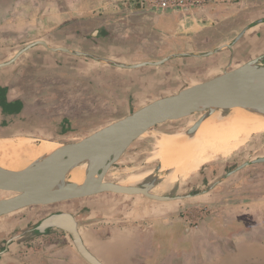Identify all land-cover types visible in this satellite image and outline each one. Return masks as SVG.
Segmentation results:
<instances>
[{
    "label": "crops",
    "instance_id": "0c3cea01",
    "mask_svg": "<svg viewBox=\"0 0 264 264\" xmlns=\"http://www.w3.org/2000/svg\"><path fill=\"white\" fill-rule=\"evenodd\" d=\"M114 1L107 10L110 12H104L103 8H98L101 1L96 0L93 5H88L86 0H83V47L90 49L91 55L95 52L125 65L150 63L133 68L117 64L105 65L104 61L99 60V56L96 59L88 58L87 49L83 50V53L78 52L83 54L81 80H92L96 93H102L105 98L119 104L123 102L111 112L112 116L119 115L123 118L153 100L222 75L240 58L237 46H228L229 44L225 43L217 51H212V56L217 55V63L205 66L198 62L201 59L200 54L188 50L190 45L193 50L196 46L190 37L209 31V23L204 21L199 24L194 21L208 7L183 14L175 11L162 14L144 11V8L138 6L127 10L123 8L124 0ZM24 5L23 0H0V58H6L3 67L7 73V76L0 78V132L9 133L8 136L19 134L29 137L27 134L20 135L22 129L25 126L38 125L43 129H52L58 137L65 136L72 132L69 125H65L66 121L61 119L42 124L40 120L37 123L30 118L29 107L22 93L25 89L22 88V92H18L15 86L20 80L26 85H31L34 79L13 76V73L22 66H31V63L37 62L40 53L51 57L55 63L63 62L67 67H71L72 62L68 55L74 45L63 44V40L56 39L55 28L51 32L49 29L47 32H41L42 18L33 14L25 15ZM93 23L98 25L94 27ZM40 36L47 39H41ZM141 36L144 37L140 39ZM36 40L44 41L46 45L34 44L16 57L19 51L37 42ZM129 41L138 42L142 46L150 43L152 51L157 55L129 62L128 52L122 53V49L115 51L119 43L124 48ZM178 42L184 43V46L178 48ZM212 52H209V55ZM117 54L124 55L126 61L115 56ZM162 60L164 61L160 62ZM125 154L122 157H125ZM221 169L213 164L201 166L197 172V186L200 182L210 184L212 179L216 186L208 192L195 193L197 196L217 193L218 186L228 181V178L223 176L229 173L222 175L226 165L224 170ZM216 171L218 179L214 175ZM234 192L226 190L222 194L224 197H230ZM261 192L263 191L255 192L260 195L256 196L255 201L261 209V217L258 219L260 225L257 227L264 226V203L261 202L264 195ZM225 202L222 208H219V212L227 213L223 216L224 220H219L224 221L227 227L225 229L217 227L214 216L207 218V221L200 225L187 224L180 214L185 206L178 201H158L146 196L112 192L50 203L61 204L37 223L33 222L34 216L12 219L9 213L0 216V264H90L80 254L73 238L65 230L38 229L44 218L57 212H69L74 215L84 245L103 264H239L230 258L233 246L241 243V226L235 223L243 218L239 217L241 206ZM196 205L206 203L198 202ZM231 226H236L237 231H233ZM225 231L230 232L227 234Z\"/></svg>",
    "mask_w": 264,
    "mask_h": 264
},
{
    "label": "rangeland",
    "instance_id": "374dc122",
    "mask_svg": "<svg viewBox=\"0 0 264 264\" xmlns=\"http://www.w3.org/2000/svg\"><path fill=\"white\" fill-rule=\"evenodd\" d=\"M95 1L86 0L88 5H93ZM99 1H101V4L98 8H103L104 12L109 10L112 3L115 2L114 0ZM122 2L123 8L127 10H132V8H135L133 6H136L132 3V0ZM23 3L26 10L25 15L33 14L35 17L42 18L41 32H47L48 29L51 32L55 28L54 36L56 39L63 40L65 42L63 44L74 46L69 53L70 55H68L72 62L71 67H67L63 62L55 63L51 57L49 58L40 53L37 56L39 57L37 62L31 63V66H22L13 73V76L34 79L31 85H26L20 80L15 86L18 92H22V88L25 89L22 93L25 103L29 107L28 114H30V118L36 120L37 123L40 120L42 124L62 119L64 122L66 121L65 125H69L72 132L58 137L52 129H43L38 125L30 127L29 125L22 129L20 135L21 133L27 134L29 137L36 139L37 142L49 139L55 142L58 147V145L64 143L83 139V137L98 130L108 122L120 119L121 116L119 115H111L119 102L105 98L102 93H96L93 90L94 82L92 80L85 81L80 78V75H83V54L78 52L83 53V50L87 49L83 47V0H23ZM208 5L205 6L208 7L205 8V12L201 13L194 21H198L199 24L204 21L209 23V31L200 36L193 35L190 37L196 46L193 50L192 45H190L188 50L201 55L198 62L203 63L205 66L214 64L218 59L216 58L217 55L212 56V51H217L223 44L228 43L231 46L236 45L240 52V58L236 59L237 63H233L230 69L254 59H259V64L264 65V0H230L228 2L209 3ZM185 15L183 19L186 18ZM96 23H93L92 26L96 27L98 25ZM242 31L243 34L237 39ZM76 32L78 35L75 34ZM143 37L141 36L140 39ZM40 38L47 39L42 36ZM51 46L62 47L61 45ZM182 46H184V43L178 44V48ZM122 47L119 43L115 51L122 49V53L128 52L129 58L127 60L130 59L129 62L157 55L152 51L153 47L150 43L142 46L138 42L129 41L128 44L124 45V48ZM91 52L90 49H87V57L90 59H96L99 56V60L104 61L105 65H113L116 62L95 52H93L95 55H91ZM209 52L212 53L209 55ZM101 53L106 55L102 51ZM115 56L126 61L125 56H122V54ZM4 62H6V58H0V78L7 76L6 69L3 67ZM122 104L121 101L119 106ZM204 115L203 113H195L180 120L168 121L165 124L162 123L153 127L128 148L125 157H122L111 168L105 180L124 184L129 178L136 175L145 177L142 184L154 180L155 184L151 189V193L173 197L180 196L173 200L184 204V210L180 214L183 215L185 222L192 226L200 225L203 221H207V218L214 216L217 227L225 229L227 227H225L224 221H219L220 219L224 220L225 213L219 212L221 211L219 208H222L224 201H226V204L241 206L239 217L243 218L241 221L235 222L241 226V243L238 246H233L230 259L239 262V264H264V226L257 227L260 225L258 219L261 217L259 215L261 209L255 201L256 196L260 197L259 194L255 193L256 191L262 190L261 193L264 195V162H254L256 159L264 157V130L246 135H232L233 137L226 144L227 151H221L209 161L202 163L201 154H199L200 166L190 173H177L178 162L170 165L173 168L167 169L168 171L164 168L165 166L162 167L161 165L162 152L160 144L163 135L174 132L186 134ZM30 133L33 135H30ZM8 135L9 133L0 132V137L3 138L19 136V134ZM214 152H216V149L212 147L204 153L210 156ZM247 162L249 164L244 165ZM211 164L217 168H222L221 170H224L223 168L226 165L225 172L222 171V175L229 173L223 176L228 178V181H224L218 186L217 193L211 195L205 193V195L197 196L195 193L208 192L216 186L214 179L210 181V184L200 182V185L197 186L196 183L197 177H199L197 172L200 167ZM240 166L242 167L239 168ZM176 174L178 175L177 186L173 190L171 184ZM217 174L218 171L214 173L218 179L219 175ZM226 190L235 192L230 197H224L222 193ZM11 195L12 193L0 191V199ZM218 198L220 199L217 200ZM262 200L261 202L264 203V199ZM198 202L206 203V205L198 206L196 205ZM60 204L22 208L12 212L9 217L18 219L34 216L33 222L37 223ZM231 229L234 231L236 226H231ZM225 232L228 234L230 231Z\"/></svg>",
    "mask_w": 264,
    "mask_h": 264
},
{
    "label": "water",
    "instance_id": "95a60500",
    "mask_svg": "<svg viewBox=\"0 0 264 264\" xmlns=\"http://www.w3.org/2000/svg\"><path fill=\"white\" fill-rule=\"evenodd\" d=\"M144 11L162 13L151 8H145ZM242 34L243 31L237 39ZM38 43L46 45L44 41L29 44L19 51L16 57ZM62 50L67 49L62 48ZM146 63L150 62L133 65L114 62L119 66L130 68ZM220 106L232 109L242 108L264 116V65L259 64V59L250 60L230 70L226 69L222 75L153 100L131 114L90 133L83 139L58 146L22 170L0 171V191L12 193L11 196L0 199V216L30 206L49 205L104 192L141 194L158 201L179 198L180 196L151 193L155 184L154 180L140 186H128L106 181L105 178L128 148L153 127L168 121L180 120L195 113L204 115L207 111ZM200 122L201 118L188 130L186 135H191ZM254 162H264V157ZM247 164L249 163L244 165ZM82 166L86 169L85 180L82 184L67 180L63 189L50 186L41 187V183H48L57 178L66 180L72 170ZM48 228L65 230L73 238L80 254L90 264H103L84 245L78 230V222L73 214L57 212L47 216L40 222L38 229Z\"/></svg>",
    "mask_w": 264,
    "mask_h": 264
},
{
    "label": "bare ground",
    "instance_id": "6f19581e",
    "mask_svg": "<svg viewBox=\"0 0 264 264\" xmlns=\"http://www.w3.org/2000/svg\"><path fill=\"white\" fill-rule=\"evenodd\" d=\"M262 130H264V116L260 114L242 108L232 109L226 106L214 108L205 113L199 126L191 135L181 132L163 135L160 144L161 165L167 170L173 168L170 165L178 162L177 173H190L200 166L199 154H201L202 163L209 161L221 151H227L226 144L234 135H246ZM48 140L43 139L37 142L36 139L26 136L0 137V171L22 170L34 160L49 154L57 148V144ZM212 147L216 149V152L210 156L204 153ZM85 170L83 166L77 167L69 173L66 180L57 178L48 183H41V187L63 189L67 180L82 184L85 180ZM177 176L176 174L171 184L173 190L177 186ZM144 178L143 175H136L124 184L140 186L138 184H142Z\"/></svg>",
    "mask_w": 264,
    "mask_h": 264
},
{
    "label": "built area",
    "instance_id": "2783aa9c",
    "mask_svg": "<svg viewBox=\"0 0 264 264\" xmlns=\"http://www.w3.org/2000/svg\"><path fill=\"white\" fill-rule=\"evenodd\" d=\"M230 0H132V3L141 8H151L166 12L169 10L183 12L194 10L208 5L209 3L228 2Z\"/></svg>",
    "mask_w": 264,
    "mask_h": 264
}]
</instances>
